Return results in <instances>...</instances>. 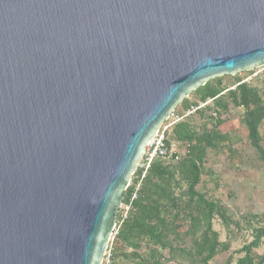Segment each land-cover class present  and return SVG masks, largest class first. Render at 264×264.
I'll return each instance as SVG.
<instances>
[{
	"label": "water",
	"instance_id": "obj_1",
	"mask_svg": "<svg viewBox=\"0 0 264 264\" xmlns=\"http://www.w3.org/2000/svg\"><path fill=\"white\" fill-rule=\"evenodd\" d=\"M264 66V0H0V264H102L145 145Z\"/></svg>",
	"mask_w": 264,
	"mask_h": 264
},
{
	"label": "trees",
	"instance_id": "obj_2",
	"mask_svg": "<svg viewBox=\"0 0 264 264\" xmlns=\"http://www.w3.org/2000/svg\"><path fill=\"white\" fill-rule=\"evenodd\" d=\"M235 85L234 89H228L222 87L219 81L214 84L208 80L192 91L198 96L195 101H181L185 111L194 109L198 112L201 109L199 104L210 100L213 115L209 117L215 120V125L212 128L203 127L198 132L189 118L183 117L172 126L169 135L170 139L189 143V149L180 161L164 164L155 160L143 178L142 169L136 168L130 185L123 192L122 203L129 201L135 185L140 184L131 209L121 223L120 209L117 213L118 230L109 256L110 264H116L118 258L134 264H208L216 255L229 249L232 228L241 230V219L246 222L256 219L257 225L251 226L252 239L241 247L239 252L243 254L234 264H264V251L262 254L255 253L264 239V226L258 224L264 220V214L250 215V219L242 216L235 220L225 207L196 189L206 148L229 141V136L222 134L217 127L223 121L219 116L228 111L230 103L243 109L242 123L248 142L264 163L259 131L264 120V79L261 91L238 78ZM181 185H185L183 193L176 194L175 190L181 189ZM215 218L226 229L228 239L225 241L219 239L218 231L213 228ZM185 238L188 245L183 244ZM225 264H232L231 256Z\"/></svg>",
	"mask_w": 264,
	"mask_h": 264
},
{
	"label": "rangeland",
	"instance_id": "obj_3",
	"mask_svg": "<svg viewBox=\"0 0 264 264\" xmlns=\"http://www.w3.org/2000/svg\"><path fill=\"white\" fill-rule=\"evenodd\" d=\"M237 78L242 81L248 79L246 83L252 87H257L261 91L264 79V66L241 71L233 75L214 77L210 80L214 84L219 81L224 88L234 89L236 86L235 79ZM197 97L192 92L183 99L195 101ZM205 103L204 106H201V103L199 104L201 107L200 111L188 113V110L185 111L180 102L175 107L173 115L166 122L175 124L188 117L198 132L203 127L212 128L215 125V120H211L209 116L213 115V104L209 100ZM242 116L243 109L231 103L228 106V111L221 113L219 116L223 121L217 128L222 134L229 136V141L218 143L216 147L206 148V153L201 163L200 182L196 186L199 192L205 193L209 198L225 207L227 213L235 220L241 219L242 216L250 219V215L264 214V163L248 142L247 131L242 123ZM259 131L262 137L261 145L264 149V120L260 125ZM183 189H185V185H181V189H176V194H182ZM250 220V222H246L241 219V230L232 228L229 238V249L216 255L208 264H225L229 256H231L232 264H234V261L243 254L239 252L241 247L252 239L251 226L257 225V220ZM212 223L213 228L219 233V239L221 241L227 240V232L221 221L215 218ZM258 224L264 226V220ZM114 239L109 244L110 253L114 247ZM183 242V244L188 245L187 238L183 239ZM127 250L130 251V249ZM263 251L264 239L260 246L255 249V253L262 254ZM164 254L167 256L166 252ZM102 264H110V258L104 257ZM116 264L134 263L118 258ZM165 264H172V262H166Z\"/></svg>",
	"mask_w": 264,
	"mask_h": 264
},
{
	"label": "built area",
	"instance_id": "obj_4",
	"mask_svg": "<svg viewBox=\"0 0 264 264\" xmlns=\"http://www.w3.org/2000/svg\"><path fill=\"white\" fill-rule=\"evenodd\" d=\"M246 81H248V79H244L243 81L241 80V82H246ZM205 104L206 103L204 104L201 103L200 105L204 106ZM192 111H194V109H192L191 111L188 110V113ZM173 112L170 113L169 117L173 115ZM168 119H166L160 125L155 135L145 145L143 156L140 159L139 164L137 166L142 169L141 178H143L147 169L150 167L153 161L161 160L164 164H176L187 153L189 149V143L175 141L173 139H170L169 135H170L172 125L174 123H167L166 121ZM139 184L140 183H137L135 185V189L132 192L129 201L127 203H122L119 208L120 209V220H119L120 223L126 218L129 210L131 209L132 200L136 197V191L139 187ZM117 230H118V227H117V221H116L115 228L113 230V233L111 235L110 241L108 243V246H107V249L104 255V257H106L107 259L109 258V254H110L109 244L111 243L112 239L117 233Z\"/></svg>",
	"mask_w": 264,
	"mask_h": 264
}]
</instances>
